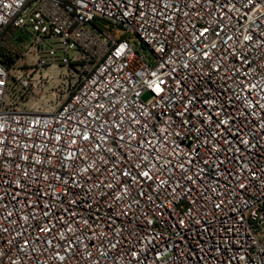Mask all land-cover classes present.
I'll return each instance as SVG.
<instances>
[{
    "label": "built area",
    "instance_id": "obj_1",
    "mask_svg": "<svg viewBox=\"0 0 264 264\" xmlns=\"http://www.w3.org/2000/svg\"><path fill=\"white\" fill-rule=\"evenodd\" d=\"M0 264H264V0H0Z\"/></svg>",
    "mask_w": 264,
    "mask_h": 264
},
{
    "label": "rangeland",
    "instance_id": "obj_2",
    "mask_svg": "<svg viewBox=\"0 0 264 264\" xmlns=\"http://www.w3.org/2000/svg\"><path fill=\"white\" fill-rule=\"evenodd\" d=\"M149 95H145V98L147 99ZM52 100L46 96L42 99V103H40L43 107L51 106L52 105Z\"/></svg>",
    "mask_w": 264,
    "mask_h": 264
}]
</instances>
